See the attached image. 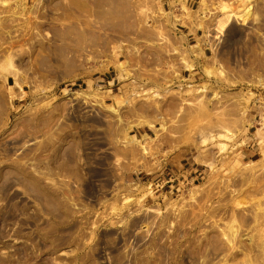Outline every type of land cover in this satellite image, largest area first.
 <instances>
[{
    "label": "rangeland",
    "instance_id": "374dc122",
    "mask_svg": "<svg viewBox=\"0 0 264 264\" xmlns=\"http://www.w3.org/2000/svg\"><path fill=\"white\" fill-rule=\"evenodd\" d=\"M262 152L264 0H0V264H264Z\"/></svg>",
    "mask_w": 264,
    "mask_h": 264
},
{
    "label": "bare ground",
    "instance_id": "6f19581e",
    "mask_svg": "<svg viewBox=\"0 0 264 264\" xmlns=\"http://www.w3.org/2000/svg\"><path fill=\"white\" fill-rule=\"evenodd\" d=\"M224 23H225V21H224ZM224 23H221L220 25H219V29L220 30H223L224 29V27H225V25H224ZM14 88H16V83H14V85L13 86H9V89L10 90H12V91H14ZM13 93V92H12ZM148 127H150L151 129H155V126H154V124H152V123H148ZM158 129H156V131H157ZM154 132V133H156V134H159V133H157V132H159L160 130H158L157 132ZM159 136V135H158ZM145 137V136H144ZM146 137H148L147 135H146ZM155 137V136H154ZM157 137V136H156ZM160 138V137H159ZM158 138V139H159ZM151 139V138H150ZM154 140V139H153ZM152 140V141H153ZM144 149H145V147H143ZM142 148V149H143ZM144 151V150H143ZM145 151H146V149H145ZM145 153V152H144ZM264 152H262V154H263ZM262 156H264V154L262 155ZM253 165V164H256V162H254V161H252V162H250L248 165Z\"/></svg>",
    "mask_w": 264,
    "mask_h": 264
},
{
    "label": "crops",
    "instance_id": "0c3cea01",
    "mask_svg": "<svg viewBox=\"0 0 264 264\" xmlns=\"http://www.w3.org/2000/svg\"><path fill=\"white\" fill-rule=\"evenodd\" d=\"M185 37L187 38V39H191V40H194L195 39V35H194V32L192 31V30H190V29H188V31L186 32V34H185Z\"/></svg>",
    "mask_w": 264,
    "mask_h": 264
}]
</instances>
